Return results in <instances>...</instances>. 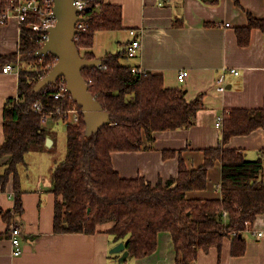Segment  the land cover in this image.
I'll return each mask as SVG.
<instances>
[{"label":"trees","instance_id":"1","mask_svg":"<svg viewBox=\"0 0 264 264\" xmlns=\"http://www.w3.org/2000/svg\"><path fill=\"white\" fill-rule=\"evenodd\" d=\"M8 1L0 0V10ZM217 1L205 0L210 4ZM91 5L92 10L82 16L87 29L74 38L80 55L87 60L96 59L92 52L96 32L123 28L120 6L102 0ZM247 19L245 27L235 29L239 47L248 45L253 29L264 31V18L248 14ZM37 21V17H30L21 24L15 53L0 55V69L6 64L18 65L17 96L6 100L3 113L0 161L8 159L0 174V192L11 181L14 201L12 212L5 213L4 220L10 222L23 212L18 165L24 164L30 151L43 150L46 139L51 138L41 123L42 115L33 111V105L39 103L48 120L66 123V156L51 174V192L56 197L55 234L94 235L105 226L104 232L115 243H123L132 259L151 255L161 232L171 235L175 264H192L198 252L220 250L225 239L231 241V256H243V233L264 214L263 162L262 158L246 160L238 150L223 146L232 137L264 129V103L259 109L225 112L220 144L203 150L204 162L197 169H187L181 150L167 149L162 151L164 160L178 158L176 177L155 185L143 177L122 178L113 167L111 155L154 150V133L194 126L204 106L203 93L187 101L184 90L167 88L161 74L135 73L133 67L124 65L121 61L126 50L107 53L103 66L82 70L88 90L110 117L109 123L86 137L81 109L70 95L64 92L63 98L54 99L60 80L40 93L33 90L56 62L51 55H35L39 47L31 24ZM73 108L78 111L76 122L64 117V112ZM218 160L220 198L188 199V192L206 189L208 171Z\"/></svg>","mask_w":264,"mask_h":264},{"label":"crops","instance_id":"2","mask_svg":"<svg viewBox=\"0 0 264 264\" xmlns=\"http://www.w3.org/2000/svg\"><path fill=\"white\" fill-rule=\"evenodd\" d=\"M103 2L122 8L123 28L96 32L92 47L96 59L126 50L131 40L129 30H136L141 50L135 58L125 54L121 61L124 65L161 74L167 88H181L186 92L187 101L204 95V106L197 113L194 126L154 133V150L113 153L115 171L125 179L143 177L152 185L165 182L176 177L178 171L177 157L163 159L162 151L167 149L181 150L187 169H197L204 162L203 150L220 144L221 128L215 126L217 117H223L231 109L253 110L263 106L264 31L253 29L248 45L239 47L235 29L247 25L248 14L264 18V0H218L215 4L205 0ZM17 28L15 21L0 26V55L18 50ZM102 37L104 49L98 47ZM232 70L238 75L232 74ZM180 71L188 73L183 83L178 81ZM222 71H225V90L220 92L217 79ZM17 90L18 72L3 73L0 69V147L4 141V105L7 99L17 96ZM223 148L236 149L249 161L262 158L264 168V129L232 137ZM7 159L0 161V168ZM54 162L52 165L44 162L45 165L40 167L36 165L38 163L32 166L31 162H24L25 170L31 175H19L23 212L10 222H6L3 215L12 212L14 207L11 181L5 191L0 192V264H175L176 254L167 232L158 234L157 248L151 255L139 259L127 256L121 263L112 261L120 259L121 254L116 257L110 254L118 243L104 232L105 226L94 235L55 234L56 197L51 192ZM37 167L45 168L46 173L36 172L34 168ZM220 181L221 163L218 160L208 171L206 189L188 192L187 198H220ZM14 226L21 231L22 254L17 258L12 257L10 243V230ZM259 233L262 236L259 237ZM243 238L246 242L243 256H231V241L225 239L220 250L211 248L207 252H198L192 264H264V214L248 226Z\"/></svg>","mask_w":264,"mask_h":264},{"label":"water","instance_id":"3","mask_svg":"<svg viewBox=\"0 0 264 264\" xmlns=\"http://www.w3.org/2000/svg\"><path fill=\"white\" fill-rule=\"evenodd\" d=\"M73 2L74 0H54L53 16L57 20L56 25L49 30L48 40L35 55L37 57L51 55L56 62L33 90L35 93H40L59 79H64L67 93L81 109L85 123V136L90 137L109 123L110 117L88 90L82 70L99 68L103 66L104 61L102 59L87 60L80 55L74 42L75 36L79 33L75 25L78 22H85L86 19L78 16ZM45 145L49 148L52 140L47 138ZM109 252L115 255L121 254L120 261H124L128 256L123 243H118Z\"/></svg>","mask_w":264,"mask_h":264},{"label":"built area","instance_id":"4","mask_svg":"<svg viewBox=\"0 0 264 264\" xmlns=\"http://www.w3.org/2000/svg\"><path fill=\"white\" fill-rule=\"evenodd\" d=\"M92 1L99 2L100 0H74L73 5L77 9L79 17H82L83 13H85L86 11L92 10ZM95 6L97 7L98 4L95 3ZM53 8L54 0H9L8 4L0 10V26L6 25L11 21H15L18 27L17 29L20 37L21 24L24 23L30 17H37L38 21L31 24V29L36 33L34 42L39 47V50L44 46V44L48 40L49 30L56 25L57 20L53 16ZM75 28L80 32L86 30L87 25H85L84 22H78L75 25ZM129 35L131 37V40L126 48V56L128 58H135L141 50V40L136 30H129ZM14 70L18 72V65L6 64L1 69L3 73L12 72ZM132 70L135 73H144L136 68H133ZM230 72L234 75H238L237 71L232 70ZM187 75L188 73L186 71H180L178 73L179 83H183ZM59 80L60 82L56 86L57 91L54 94V99L63 98V93H67L66 83L64 79ZM217 84L218 91L223 92L225 90V71H222L221 75L217 79ZM33 111L37 114L42 115V124H45L47 122L48 116L42 114V107L39 103H35L33 105ZM56 112L57 114L61 113L59 109H57ZM71 113H73L72 122L78 121V111L76 108L64 112V117H67V119L69 120ZM222 124L223 117H217L215 126L217 128H221ZM258 236H262V233H259ZM10 243L12 246V257L17 258L21 256V231L17 226L12 227V229L10 230Z\"/></svg>","mask_w":264,"mask_h":264},{"label":"rangeland","instance_id":"5","mask_svg":"<svg viewBox=\"0 0 264 264\" xmlns=\"http://www.w3.org/2000/svg\"><path fill=\"white\" fill-rule=\"evenodd\" d=\"M103 35L104 34H102V36ZM98 47L104 49V38L103 37L101 38V40L98 44ZM114 47H115V45H114ZM72 117H73V113L70 114V118H69L70 122L72 121ZM44 127L49 130V133H50L49 135L54 140V145L50 146L49 148H47L43 152L38 153L37 151H30L29 153H27L24 157V162L26 163L29 161V162H31L32 166L35 163H38V164H36L37 166H39L41 164L44 166L45 165L44 162H46L48 165H52L54 162L53 159H56V161L54 163L57 165L60 162H62L66 156V152H67L66 133H65L66 123L63 122L62 120H59L57 122H55L53 120H47ZM45 147H47V146L45 145ZM24 165L25 164H19L18 165L17 170L19 171V175L23 176V177H25L27 174L31 175L30 172L28 173L27 170H25ZM3 168L4 167L0 168V173L2 172ZM34 170L36 172H40V173H44V174L46 173L45 168H38L37 167V168H34ZM112 255L114 257H116L115 254H112ZM112 261H116L119 263L122 262V261H120V259H112Z\"/></svg>","mask_w":264,"mask_h":264}]
</instances>
